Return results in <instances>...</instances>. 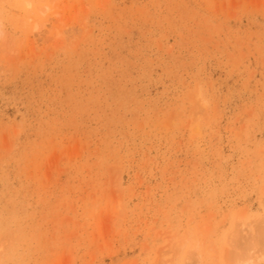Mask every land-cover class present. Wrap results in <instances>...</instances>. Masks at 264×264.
<instances>
[{"label":"rangeland","instance_id":"1","mask_svg":"<svg viewBox=\"0 0 264 264\" xmlns=\"http://www.w3.org/2000/svg\"><path fill=\"white\" fill-rule=\"evenodd\" d=\"M264 264V0H0V264Z\"/></svg>","mask_w":264,"mask_h":264},{"label":"bare ground","instance_id":"2","mask_svg":"<svg viewBox=\"0 0 264 264\" xmlns=\"http://www.w3.org/2000/svg\"><path fill=\"white\" fill-rule=\"evenodd\" d=\"M247 264H251V263H247Z\"/></svg>","mask_w":264,"mask_h":264}]
</instances>
